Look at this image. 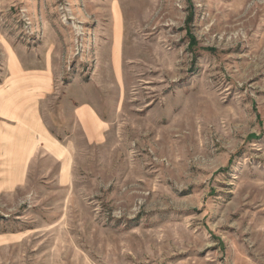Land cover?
<instances>
[{"label":"rangeland","instance_id":"374dc122","mask_svg":"<svg viewBox=\"0 0 264 264\" xmlns=\"http://www.w3.org/2000/svg\"><path fill=\"white\" fill-rule=\"evenodd\" d=\"M15 59L56 149L0 193V264H264V0H0V85Z\"/></svg>","mask_w":264,"mask_h":264},{"label":"crops","instance_id":"0c3cea01","mask_svg":"<svg viewBox=\"0 0 264 264\" xmlns=\"http://www.w3.org/2000/svg\"><path fill=\"white\" fill-rule=\"evenodd\" d=\"M13 62L15 73L11 64L7 84L0 85L2 194L24 187L32 161L41 153L55 156L56 149V139L51 134L55 118L45 108L46 102L49 104L54 97V77L48 70L27 72L18 59ZM69 108L70 118L64 117L63 120L76 123L88 143H101L106 125L96 107L71 103Z\"/></svg>","mask_w":264,"mask_h":264},{"label":"bare ground","instance_id":"6f19581e","mask_svg":"<svg viewBox=\"0 0 264 264\" xmlns=\"http://www.w3.org/2000/svg\"><path fill=\"white\" fill-rule=\"evenodd\" d=\"M114 12H115V17H116V19L117 20H120L119 18H120V10H119V6H118V4L117 3H114ZM117 27V37H116V44L118 45L119 44V41H120V39H121V26L118 24V26H116ZM115 56V61H116V64H118L119 63V50H116L115 49V54H114ZM89 111V110H88ZM89 129V128H88ZM92 134V133H91ZM92 139V138H91ZM58 153H59V151H58ZM61 153H62V151H61Z\"/></svg>","mask_w":264,"mask_h":264}]
</instances>
